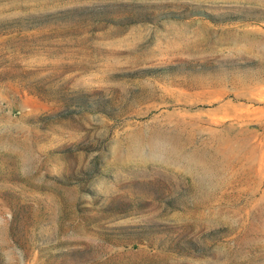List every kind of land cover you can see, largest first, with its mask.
<instances>
[{"label": "rangeland", "instance_id": "obj_1", "mask_svg": "<svg viewBox=\"0 0 264 264\" xmlns=\"http://www.w3.org/2000/svg\"><path fill=\"white\" fill-rule=\"evenodd\" d=\"M0 264H264V0H0Z\"/></svg>", "mask_w": 264, "mask_h": 264}]
</instances>
